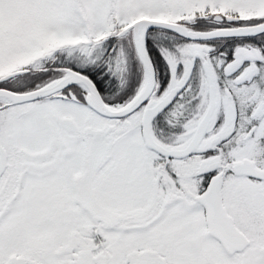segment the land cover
<instances>
[{"label": "snow or ice", "instance_id": "snow-or-ice-1", "mask_svg": "<svg viewBox=\"0 0 264 264\" xmlns=\"http://www.w3.org/2000/svg\"><path fill=\"white\" fill-rule=\"evenodd\" d=\"M0 264H264V0H0Z\"/></svg>", "mask_w": 264, "mask_h": 264}]
</instances>
